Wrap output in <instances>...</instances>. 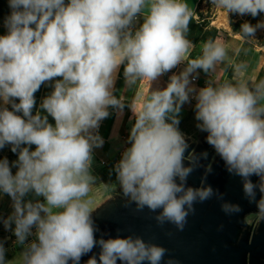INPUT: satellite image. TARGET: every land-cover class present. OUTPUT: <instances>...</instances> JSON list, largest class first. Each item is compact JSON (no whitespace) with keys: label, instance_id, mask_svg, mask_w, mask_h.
Returning <instances> with one entry per match:
<instances>
[{"label":"clouds","instance_id":"9594fccd","mask_svg":"<svg viewBox=\"0 0 264 264\" xmlns=\"http://www.w3.org/2000/svg\"><path fill=\"white\" fill-rule=\"evenodd\" d=\"M212 2L227 13H264V0ZM9 8L7 34L0 35V101L12 110L0 106V149L11 145L18 158L0 159V194L12 201L13 211L2 222L23 246L21 264H81L90 253L85 264H162L167 249L161 245L134 235L97 236L89 198L96 180L92 153L103 144L97 130L109 107H124L113 95L120 65L132 86L137 80L151 83L190 54L187 5L181 0H9ZM139 15L143 23L133 33ZM260 27L264 23H244L240 34L248 38ZM226 55L221 44L209 40L202 55L188 60L166 88L151 91L136 113L130 146L114 165L123 197L137 210L156 213L161 225L182 231L194 205L217 194L205 180L199 187L187 183L198 160L208 155L186 160L190 145L178 127L181 108L194 91L197 128L207 133L206 142L264 216V80L208 84L198 91L190 86L193 73L214 71ZM243 67L236 66L237 76ZM51 81L53 91L40 104L47 115H33L34 94ZM30 195L33 199H27ZM221 210L231 215L240 206L224 201ZM5 256L0 241V264H9Z\"/></svg>","mask_w":264,"mask_h":264},{"label":"water","instance_id":"95a60500","mask_svg":"<svg viewBox=\"0 0 264 264\" xmlns=\"http://www.w3.org/2000/svg\"><path fill=\"white\" fill-rule=\"evenodd\" d=\"M206 136L207 133L205 139L199 138V141L185 137L190 145L186 160L199 157L202 152L208 154L206 159L198 160L187 183L199 187L205 180L217 194L194 205L195 211L187 217L182 231L171 223L159 224L156 213L147 208L137 210L119 189L117 195L91 205L99 229L97 236L134 235L161 245L167 249L162 264L168 259L175 264H264V216L255 203L245 198L241 179L226 171L224 162L206 142ZM224 201L238 204L240 211L226 215L221 210ZM252 216H260V219L250 223ZM33 239L35 237L29 241ZM90 255L92 253L82 257L81 264H85Z\"/></svg>","mask_w":264,"mask_h":264},{"label":"crops","instance_id":"0c3cea01","mask_svg":"<svg viewBox=\"0 0 264 264\" xmlns=\"http://www.w3.org/2000/svg\"><path fill=\"white\" fill-rule=\"evenodd\" d=\"M181 2L187 5L191 16L195 15L203 4V0H181ZM145 12H147V9H145ZM260 30V35L254 39L244 38L239 32L224 24L223 26L214 24L206 26L199 39L191 41L193 46L190 54L185 57V61L151 83L146 80H137L135 84L128 86L124 77L125 65H120L115 77L113 95L122 100L124 107L122 110L109 107V116L100 122L97 132L102 137L103 144L93 149L91 169L97 174H100V170L106 174L105 170L109 167L110 158L114 162L119 161L124 150L130 145L128 137L135 123L136 113L142 109L150 92L166 88L170 77L173 74L178 75L182 72L187 66L188 60L199 58L202 55L203 45L207 41L211 40L221 44L226 49L227 55L223 62L216 65L214 71L205 73L203 70L198 69L192 74L190 86L196 91L208 84L215 87L225 82L235 84L237 82L253 83L264 80V38H261L264 35V27ZM5 34H7V29L3 23H0V35ZM237 65L244 66L239 76L235 73ZM193 78L197 79L196 83L192 82ZM194 94H196L195 91L190 94L189 102L183 104L179 118L182 114L189 113L191 97ZM102 162H106V165H103ZM109 176H113L112 173H109Z\"/></svg>","mask_w":264,"mask_h":264},{"label":"rangeland","instance_id":"374dc122","mask_svg":"<svg viewBox=\"0 0 264 264\" xmlns=\"http://www.w3.org/2000/svg\"><path fill=\"white\" fill-rule=\"evenodd\" d=\"M65 2L67 3V0H65ZM10 11L11 9L9 8V0H0V23L4 24L5 18L10 14ZM244 23H249L253 26L264 23V13H260L256 17H253L250 14L239 15L232 12L227 13L226 10L218 6L216 3H213L212 0H203V4L195 13V15L190 16L188 31L185 35L188 40L197 41L204 27L212 24L216 26H223L224 24L226 26H230L233 30L240 33L241 26ZM261 28L262 27L257 28L255 33L248 38L256 39V37L260 35L259 33ZM261 38H264V35H262ZM54 83L55 81H51L42 84L40 89L34 94L36 103L33 108V115H35L38 111H40L42 115H47L46 112L40 109V104L42 100L53 91ZM15 102L19 103L18 100ZM196 103L197 101L194 94V96L191 97V109L189 113L182 114L180 116V123L178 126L179 130L184 134L185 137H189L193 140L201 132L197 128L199 121H197L195 118ZM0 106H6L9 110H12L11 104L3 105V101H0ZM20 115H22V113H20ZM48 120L49 123L54 125L55 121L51 116L48 117ZM34 149L35 146L33 145L32 150ZM5 157H7L10 162L18 158L17 155L11 151V145H5L2 149H0V159ZM114 163V160L110 158L109 167L105 170L107 173H112L113 176H108L104 173V171L101 170L99 171L100 174H97L91 169L92 174L96 177L95 183L91 185V190L89 192V198L92 200L91 205L95 206L104 201L108 196L118 194L120 185L116 179L115 172L113 171ZM103 167L105 168L106 166ZM16 170V168H12L13 174H15ZM27 199H33V197L30 195L27 197ZM11 204L12 201L9 196L6 194H0V241L4 242V246L6 248L5 258L9 264H21L23 246L16 243L15 235L12 231L5 230L2 222V218H7L13 211ZM259 219L260 216H252L249 218V222L252 223L254 221H258ZM15 250L17 251L14 253Z\"/></svg>","mask_w":264,"mask_h":264},{"label":"built area","instance_id":"2783aa9c","mask_svg":"<svg viewBox=\"0 0 264 264\" xmlns=\"http://www.w3.org/2000/svg\"><path fill=\"white\" fill-rule=\"evenodd\" d=\"M143 16L142 15H139L137 17V19L133 22V25H132V31L133 33L135 32L136 29H138L140 27V25L143 23ZM192 82L193 83H196L197 82V79L196 78H193L192 79ZM117 163V161H115L114 165ZM103 165H106V162H102Z\"/></svg>","mask_w":264,"mask_h":264},{"label":"flooded vegetation","instance_id":"af4514ba","mask_svg":"<svg viewBox=\"0 0 264 264\" xmlns=\"http://www.w3.org/2000/svg\"><path fill=\"white\" fill-rule=\"evenodd\" d=\"M205 133L206 132H200L196 137H195V139L194 140H197V141H199V138L201 139H205L204 137H205Z\"/></svg>","mask_w":264,"mask_h":264},{"label":"trees","instance_id":"16d2710c","mask_svg":"<svg viewBox=\"0 0 264 264\" xmlns=\"http://www.w3.org/2000/svg\"><path fill=\"white\" fill-rule=\"evenodd\" d=\"M108 176H109V173H106ZM111 175V174H110ZM17 250L14 251V253L16 252Z\"/></svg>","mask_w":264,"mask_h":264}]
</instances>
